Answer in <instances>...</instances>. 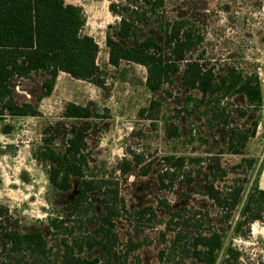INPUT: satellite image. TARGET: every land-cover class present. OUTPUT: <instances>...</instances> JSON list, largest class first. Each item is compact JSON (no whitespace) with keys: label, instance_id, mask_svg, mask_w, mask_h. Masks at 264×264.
<instances>
[{"label":"trees","instance_id":"16d2710c","mask_svg":"<svg viewBox=\"0 0 264 264\" xmlns=\"http://www.w3.org/2000/svg\"><path fill=\"white\" fill-rule=\"evenodd\" d=\"M106 1L108 11L118 19L116 37L133 41V46L124 47L107 34L108 65L116 69L126 63L145 69L144 87L153 96L147 111H156L160 103L155 96L158 93L169 96L165 86L172 85L179 77L182 88L198 94V97L188 95L185 103L192 106L205 125L227 133L224 148L206 151L212 154L209 158L165 156L164 170L159 171L153 169L152 163L145 164L141 154L131 152L125 165L135 166L141 177L154 174L161 191H169L175 185L202 189L198 191L224 211L228 221L240 205L242 187L230 186L223 192L216 185L226 177L221 156H242L255 136L256 120L240 128L231 125V118L236 114L244 120L261 110L262 93L257 76L234 69L218 76L213 68L202 64V55L194 58L193 54L204 42L203 34L190 20L164 19V0ZM85 24L82 9L63 0H0V121L40 117V103L52 95L59 73L102 87L105 78L97 64L99 47L92 37L83 34ZM35 79L40 82L35 99L18 103L13 83ZM234 97L243 98L245 104L235 113L228 101ZM95 118L98 116L93 103L86 106L66 103L61 120L43 128L31 157L44 167L51 190L62 194L72 192L73 201L65 213L47 219L46 230L57 239L55 245L49 244L39 229L20 233L17 219L8 208L0 206V264H130V261L140 264L134 253L141 243L130 237L121 240L116 231L120 219H133L141 227L158 225L164 229L159 234L163 249L157 254L158 264H238L239 254L230 246L223 247L222 235L205 225L199 217L201 212L173 210L164 199L157 202L162 216L150 205L127 208L119 182L97 176L91 167L87 143L90 126H85V122ZM10 131L9 126L2 128L4 134ZM166 132L171 138L180 137L173 124L168 125ZM242 161L251 168L252 160ZM193 167L198 168L196 177L185 172ZM255 196L256 209L250 219H264V191L254 188L241 206L243 221ZM243 223L246 222H236L235 231Z\"/></svg>","mask_w":264,"mask_h":264},{"label":"rangeland","instance_id":"374dc122","mask_svg":"<svg viewBox=\"0 0 264 264\" xmlns=\"http://www.w3.org/2000/svg\"><path fill=\"white\" fill-rule=\"evenodd\" d=\"M63 1L82 9L86 20L83 34L92 37L99 47L97 64L105 83L96 87L82 81L60 79L52 100L41 101V116L29 119L24 127L18 126L10 137L1 139L7 145L0 143V206L8 208L10 215L17 219V230L27 233L39 229L49 244H57V239L46 230L47 219L65 213L73 201V193L52 191L44 167L32 159L31 151L38 146L43 128L61 120L66 103L86 106L91 102L98 116L85 122V126H90L87 143L91 151V167L97 176L119 182L120 195L128 209L150 205L162 216L157 202L164 199L173 210L185 208L192 213L201 212L199 217L204 219L205 225L222 235L223 247L230 246L239 254L238 264H264V219H250L255 213L256 196L245 221L240 219V209L247 194L254 188L264 191V0H164L162 11L166 20L187 19L199 27L204 42L193 57L202 55L204 66L213 68L218 76L231 69L244 75H255L260 83L261 110L244 120L236 114L231 118V125L240 128L256 120L255 136L247 143L242 156H221L226 177L216 185L223 192H227L230 186L242 187L240 205L230 214L228 221L225 219L227 214L200 193L202 189L193 185H175L169 191H161L154 174L141 177L135 166L125 165L130 160L129 153L135 152L143 156L145 164L150 162L153 169L163 171L165 156L209 158L212 154H206L207 150L216 152L224 148L227 133L205 125L192 111V106L185 103L188 95L198 97V94L182 88L179 77H176L172 85L165 86L170 95L158 93L155 100L160 103L159 107L154 113L147 111L153 96L144 87L145 69L126 63L116 69L108 65L107 34L124 47L133 46L131 39L122 41L116 37L118 19L108 12L109 3L106 0ZM39 87L38 79L15 81L13 88L17 102L34 100ZM228 101L234 113L238 107L245 106L241 97ZM170 124L177 127L180 137L171 138L167 134ZM242 159L252 160L251 168L248 169ZM197 171L198 168L193 167L185 172L196 177ZM238 221L246 223L235 231L234 225ZM141 226L133 219H120L116 231L122 241L130 237L141 243L134 253L140 264H158L157 254L163 249L159 234L164 229L158 225ZM130 264H134L133 261Z\"/></svg>","mask_w":264,"mask_h":264},{"label":"crops","instance_id":"0c3cea01","mask_svg":"<svg viewBox=\"0 0 264 264\" xmlns=\"http://www.w3.org/2000/svg\"><path fill=\"white\" fill-rule=\"evenodd\" d=\"M107 10H108V6H107ZM60 79L66 80V79H71V78L64 73H59L57 76V80H56L54 89H53V93L49 98H46V99L52 100V98L54 97V94H55L56 86L58 85V82L60 81ZM46 99H43V100H46ZM46 101H48V100H46ZM42 103H44V101ZM40 108H41V106H40ZM29 119L31 120L33 118H6V119L1 120L2 124H0L1 125L0 126V128H1L0 129V143H2V145H7L6 142L3 143V141H5V140L2 141L1 139H3L4 137H7V138L10 137L13 134V131L16 130V128L18 126L22 125V127H24V124H27L29 122L28 121ZM4 126L11 127L10 133L4 134L2 132V128ZM8 145H11V144L9 143Z\"/></svg>","mask_w":264,"mask_h":264}]
</instances>
